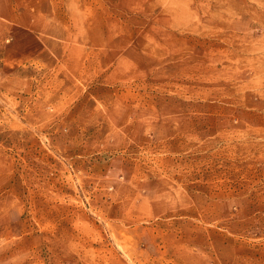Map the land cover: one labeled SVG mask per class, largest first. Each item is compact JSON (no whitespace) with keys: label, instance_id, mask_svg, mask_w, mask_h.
Masks as SVG:
<instances>
[{"label":"rangeland","instance_id":"1","mask_svg":"<svg viewBox=\"0 0 264 264\" xmlns=\"http://www.w3.org/2000/svg\"><path fill=\"white\" fill-rule=\"evenodd\" d=\"M0 264H264V0H0Z\"/></svg>","mask_w":264,"mask_h":264}]
</instances>
